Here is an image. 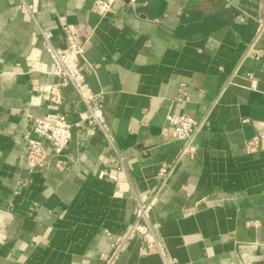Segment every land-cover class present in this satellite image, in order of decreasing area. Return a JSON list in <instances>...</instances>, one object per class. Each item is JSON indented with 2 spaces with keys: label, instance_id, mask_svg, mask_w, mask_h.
<instances>
[{
  "label": "crops",
  "instance_id": "crops-1",
  "mask_svg": "<svg viewBox=\"0 0 264 264\" xmlns=\"http://www.w3.org/2000/svg\"><path fill=\"white\" fill-rule=\"evenodd\" d=\"M20 1L0 0V264H103L134 221L135 196L157 190L159 166L182 145L161 135L169 112L203 126L151 213L167 253L178 264H264V148H245L264 131V0H116L102 18L93 0H23L34 21ZM66 24L95 65L83 74L103 92L113 145L73 126L63 167L30 169L34 117L74 120L83 108L69 86L56 107L45 96L58 79L38 28L61 47ZM143 244L129 238L114 264H162Z\"/></svg>",
  "mask_w": 264,
  "mask_h": 264
},
{
  "label": "built area",
  "instance_id": "built-area-1",
  "mask_svg": "<svg viewBox=\"0 0 264 264\" xmlns=\"http://www.w3.org/2000/svg\"><path fill=\"white\" fill-rule=\"evenodd\" d=\"M114 1L116 0H93L90 10L99 18H102L111 10ZM125 1L132 7L136 4V0ZM18 7L33 21L35 20L31 3L21 0L18 3ZM257 21L258 30H262L264 21L261 18H258ZM38 31L43 48L52 62L50 73L58 79L56 83L45 86L47 100L56 107L61 102L60 87L69 86L77 95L83 108L78 112L74 120H69L56 111L34 117L30 134L24 136L25 159L30 169H45L51 166L62 168L65 164L64 151L71 137V128L73 126L87 125L96 127L109 145H113L112 138L103 110V92L92 91L84 78L83 68L86 66L89 69H94L95 65L87 62L83 57L85 43L77 41L76 26L74 24L63 26L65 44L61 47L52 43L49 30L39 27ZM91 33L92 28H87L86 40H88ZM248 78H250V84H252L254 79L250 74ZM165 119L166 123L161 129V135L166 139L179 140L182 145L171 162L162 163L159 166L156 175L159 183L157 190L135 196L134 221L128 226L125 234L113 243L111 253L103 256V264H114L125 242L132 236H138L144 242L140 247V254L156 252L162 264H178L177 259L167 253L164 242L157 235L158 224L151 220V213L157 203L159 190L165 185L175 165L184 155H193V141L203 126V120L176 112L167 113ZM245 148L248 152L263 149L264 131H259L246 140ZM123 159L124 157L116 152L114 164L117 170H125ZM104 175L115 178L114 175L108 174L106 170H100L99 176Z\"/></svg>",
  "mask_w": 264,
  "mask_h": 264
}]
</instances>
